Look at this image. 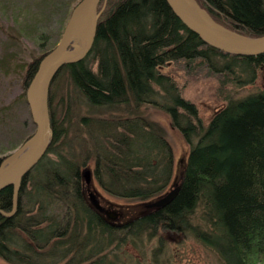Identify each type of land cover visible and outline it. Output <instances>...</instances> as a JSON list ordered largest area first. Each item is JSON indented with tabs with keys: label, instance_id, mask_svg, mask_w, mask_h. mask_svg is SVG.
Returning a JSON list of instances; mask_svg holds the SVG:
<instances>
[{
	"label": "trees",
	"instance_id": "16d2710c",
	"mask_svg": "<svg viewBox=\"0 0 264 264\" xmlns=\"http://www.w3.org/2000/svg\"><path fill=\"white\" fill-rule=\"evenodd\" d=\"M78 1L38 0L40 15L32 16L36 11L28 10L29 20L41 19L46 31L55 19L57 31L40 53L27 52L31 59L19 70L22 91L15 103L6 105L8 110L19 105L28 112L25 89L38 62L56 46ZM195 1L230 30L252 37L264 33V0ZM97 10L90 51L82 60L64 65L50 85L51 143L23 176L14 213L0 214L1 260L41 264L38 250L53 245L63 264H106L109 253L122 255L127 237L189 230L215 249L222 264H260L264 261V53L238 56L207 45L182 24L165 0H100ZM16 32L10 37L7 33L8 40L19 46L22 38ZM64 74L74 95L68 93V100L57 102L53 88ZM211 78L221 92L229 84L258 82L259 87L237 99L225 97V104L205 121L185 88ZM80 101L109 116L119 114L106 120L81 117L84 135L79 144L75 140L69 145L71 105ZM59 105L63 109L58 114ZM148 106L167 115L168 127L146 119L142 108ZM1 117L6 120L4 111ZM166 129L176 131L187 146L181 163ZM89 158L94 177L111 195L148 199L167 187L180 165L179 191L158 210L149 209L121 227L108 225L83 199L87 184L81 161ZM11 206L12 187L7 185L0 190V208L10 211Z\"/></svg>",
	"mask_w": 264,
	"mask_h": 264
},
{
	"label": "rangeland",
	"instance_id": "374dc122",
	"mask_svg": "<svg viewBox=\"0 0 264 264\" xmlns=\"http://www.w3.org/2000/svg\"><path fill=\"white\" fill-rule=\"evenodd\" d=\"M38 8H41L38 0H0V156L10 152L14 146L19 145L34 130L29 110L27 112L19 105H16L13 110H8L6 105L15 103V98L22 91L23 75L19 70L24 66V61L26 62L31 59V55L27 54V52L31 49L35 51V54L40 53L41 48H46L52 42L57 31L55 19L49 25L46 24L47 31L41 19L34 21V23L29 20L32 17H28V10H35L36 12L32 16H36L38 14L40 15ZM14 31H17L16 33H19V36L22 38L21 45L19 46L9 44L8 39L10 33ZM7 33H9V37ZM21 61L22 63H19ZM258 87V82L255 85L229 84L221 92L217 80L211 78L188 84L185 88V95L197 103L200 108L201 117L206 121L225 104V97L237 99L257 91ZM53 91L54 100L57 102L60 99L64 102L68 100V93H71V96L74 95L73 87L69 83L67 74L58 78L57 85H54ZM62 109L63 106L59 105L56 108L57 113L59 114ZM71 110L73 113L67 136L69 145L74 143L75 140L79 144L80 135H84L81 130L84 126L80 120L81 117L106 120L119 114L114 112L109 116L97 108L89 109L81 101L72 104ZM3 111L6 120L1 117ZM142 111L146 113V119L148 121H156L164 126H167L170 122L167 115L159 108L148 106L147 108L143 107ZM166 130L174 156L180 159L187 149V146L178 137L176 131L173 129ZM80 159L82 160L83 156ZM90 164L93 168L94 162L91 158L87 159L83 164L81 161V167ZM94 182H97L95 177ZM99 187V190L105 196H108L118 205L121 203H129L130 205L131 203L137 202L136 199H124L111 195L100 184ZM136 207L131 206L128 209L129 213ZM112 222L115 223L113 220ZM51 240L54 242L56 239L52 238ZM49 248L53 249L52 253L54 254L55 247L53 245L40 248L38 250L40 252L38 253L44 257V253L46 254L48 251L49 255L52 256L49 257L47 253L48 263L63 264V260L58 259L59 255L50 254L51 250ZM121 249H123V252L119 257L117 254L109 253L106 258V264H222L215 249L202 243L189 230L181 231L177 234L172 232L161 233L159 236L150 237L144 232L131 238L127 237V241L121 246ZM0 264L8 263L3 262L0 258ZM260 264H264V261L261 260Z\"/></svg>",
	"mask_w": 264,
	"mask_h": 264
},
{
	"label": "water",
	"instance_id": "95a60500",
	"mask_svg": "<svg viewBox=\"0 0 264 264\" xmlns=\"http://www.w3.org/2000/svg\"><path fill=\"white\" fill-rule=\"evenodd\" d=\"M99 2L100 0H79L74 5L56 46L38 62L37 69L25 89L26 104L34 130L28 139L0 160V190L7 185L12 187L11 210L4 211L0 208L1 215L10 216L14 213L23 176L39 161L51 143L53 131L48 111L50 85L64 65L82 60L90 51L100 15L97 10ZM165 2L182 24L207 45L238 56L264 53V33L252 37L230 30L215 22L195 0ZM179 161L182 162V157ZM81 174L82 180L91 187L87 191L89 205L96 211H101L99 199L104 194L99 190L98 182H94L92 165L83 166ZM180 174L179 165L171 182L163 191L141 201L145 209L140 213L144 214L149 209L158 210L170 203L179 191ZM119 211L106 210V214L109 219L115 221L119 218Z\"/></svg>",
	"mask_w": 264,
	"mask_h": 264
},
{
	"label": "flooded vegetation",
	"instance_id": "af4514ba",
	"mask_svg": "<svg viewBox=\"0 0 264 264\" xmlns=\"http://www.w3.org/2000/svg\"><path fill=\"white\" fill-rule=\"evenodd\" d=\"M90 186H88L87 184V190L84 192L85 195L83 196V199L85 200V202L89 205V201H88V189H89ZM91 188V187H90ZM137 202H134V203H131L129 205V203H121L120 205H118L115 201H112L108 196H102L100 199H99V202H100V206L102 207V210L101 211H96L95 209H93L90 205V207L101 217L102 221L108 225H112V226H118V227H121V226H124L126 224H128L129 222L133 221L134 219H136V217L138 216H141L143 215V213H140L141 210H144L145 208L141 205V201L142 200H136ZM135 204V205H134ZM131 206H137L136 208H131L132 210L130 211L131 213H129L128 209L131 207ZM128 207V208H127ZM136 209V210H135ZM106 210L107 212H111V210H120L119 211V218L118 220H115L113 223L111 219L108 218L107 214H106ZM116 224V225H115ZM67 231L70 233L71 232V228L68 227L67 228ZM56 234L59 233V231H55ZM52 238H55L57 239L58 237H52ZM51 238V239H52ZM33 247V246H31ZM44 257L41 256V263L43 264H50L48 263V260H47V253L45 254L44 253ZM52 262V261H51Z\"/></svg>",
	"mask_w": 264,
	"mask_h": 264
},
{
	"label": "bare ground",
	"instance_id": "6f19581e",
	"mask_svg": "<svg viewBox=\"0 0 264 264\" xmlns=\"http://www.w3.org/2000/svg\"><path fill=\"white\" fill-rule=\"evenodd\" d=\"M25 141V140H24ZM45 154V153H44ZM44 156V155H43Z\"/></svg>",
	"mask_w": 264,
	"mask_h": 264
}]
</instances>
